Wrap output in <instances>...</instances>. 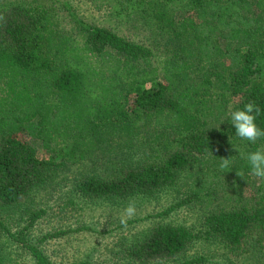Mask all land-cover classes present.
Instances as JSON below:
<instances>
[{"label": "trees", "instance_id": "trees-1", "mask_svg": "<svg viewBox=\"0 0 264 264\" xmlns=\"http://www.w3.org/2000/svg\"><path fill=\"white\" fill-rule=\"evenodd\" d=\"M126 1L152 35L180 45L176 56H158L161 78L157 68L142 75L136 68L157 57L147 43L89 25L74 13L69 15L79 35H63L52 12L38 0L0 7V264H14L8 244L27 251L35 264H54L9 224L19 216L21 202L44 186L57 167L39 159L21 138L31 121L56 143L59 138L76 139L79 160L101 147L105 152L116 146L117 135V146L133 148L127 151L135 157L131 163L107 169L109 177H82L76 185L82 196L122 203L152 198L179 184L185 187L187 202L209 207L231 202L205 217L207 238L218 239L237 257L264 263V185L249 197L242 189L252 175L247 154L264 148V137L255 143L242 140L229 121L222 123L228 112L254 102L261 109L256 122L264 128V0ZM115 56L129 64L126 82L136 88V98L128 105L120 103L123 97L115 85L94 79L98 73L90 64L108 57L109 67L116 68ZM62 107L75 111L67 125L66 117H60ZM142 147L151 149L149 156L138 151ZM225 158H233L228 168L220 166ZM40 216L33 213L31 224ZM85 230L90 229L77 232ZM196 238L187 227L161 224L134 238L124 251L130 263H176Z\"/></svg>", "mask_w": 264, "mask_h": 264}, {"label": "rangeland", "instance_id": "rangeland-1", "mask_svg": "<svg viewBox=\"0 0 264 264\" xmlns=\"http://www.w3.org/2000/svg\"><path fill=\"white\" fill-rule=\"evenodd\" d=\"M32 1L0 0V7L5 4ZM38 2L52 12L58 31L63 35L75 38L79 35V30L69 15L74 13L76 17L89 25L114 30L131 41L149 44L157 57L149 64H136L140 75L144 74V71L150 74L157 68L156 75L161 78L164 71L160 60L165 57L171 58L178 53L180 45L176 41L152 35L147 27L139 23L142 21L137 19V13L131 3L126 0H38ZM67 7H70L72 11L67 12ZM79 42V44L83 43L81 39ZM107 59L108 57L91 60V66L95 73H98L94 79L103 80L105 86L115 85L118 88L116 90L123 97L120 103L124 105L133 103L136 98V88L130 89L126 82L130 71L129 64L127 66L122 58L118 61L115 56L113 59L118 67L110 68ZM121 69H124L126 73L118 72ZM152 84L150 82L146 87ZM52 101L56 103L58 100ZM61 112L60 117H66L65 125L73 121L74 109L62 107ZM70 133L75 134L74 131ZM21 138L35 148L39 159L53 162L57 167L54 168L49 181L44 186L21 202L19 216L9 221V224L13 231L21 232L27 240L38 245L54 264H73L82 261H90L91 264H135L126 259L125 245L146 233L150 228L161 224L184 226L197 235L183 258L176 263L163 264H190L196 259L200 262L193 264H246L244 261L247 264H256L251 259L248 261V256L237 257L235 252L218 239L207 238L203 226L205 217L214 210H220L221 207L231 206V202L211 207L187 202L185 187H179V184L160 192L155 197H140L122 203L82 196L76 188L82 177L94 174L109 177L111 173H108L107 169L123 168L135 158L127 153L133 148L125 147L121 143L117 146L119 135L113 139L116 146L105 152L104 147H101L100 150L93 151L91 157L87 156L82 160H79L80 156L75 151L76 139L64 141L59 138L57 143L49 140L39 132L35 121L25 124ZM141 141L142 145L146 144L143 140ZM138 151L149 156L151 149L142 147ZM187 174H183V179L188 176ZM247 181L249 184L242 186L246 197H249L252 192L256 193L258 188L264 185V177L251 175ZM237 187L240 189L241 186ZM232 190L234 191L233 187ZM180 203L182 206L170 215L157 216L169 207ZM129 204H134L136 209L131 217H128L125 212ZM37 211L42 216L31 224L29 217ZM122 219L125 223H121ZM81 227H87L90 230L77 232V229ZM61 232L68 234L43 240L46 236ZM8 246L9 258L14 261V264H35L31 255L20 246L16 244H8Z\"/></svg>", "mask_w": 264, "mask_h": 264}, {"label": "clouds", "instance_id": "clouds-1", "mask_svg": "<svg viewBox=\"0 0 264 264\" xmlns=\"http://www.w3.org/2000/svg\"><path fill=\"white\" fill-rule=\"evenodd\" d=\"M260 114L261 109L254 102H249L245 104L242 109L232 110L228 112L226 114V118L222 121V123H224L226 120L229 121L236 130V137L255 143L259 138L264 137V128H260L256 122L257 117ZM233 158L222 159L220 166L222 168H228L232 163ZM247 161L250 166L252 175L256 177H264V148H258L255 151L249 152L247 154ZM238 175H240L239 172ZM135 210V205L129 204L125 209L126 215L128 217H131L135 214ZM121 223H125V221L122 219Z\"/></svg>", "mask_w": 264, "mask_h": 264}]
</instances>
